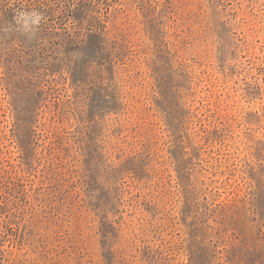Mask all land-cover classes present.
Returning a JSON list of instances; mask_svg holds the SVG:
<instances>
[{
  "label": "rangeland",
  "instance_id": "374dc122",
  "mask_svg": "<svg viewBox=\"0 0 264 264\" xmlns=\"http://www.w3.org/2000/svg\"><path fill=\"white\" fill-rule=\"evenodd\" d=\"M0 264H264V0H0Z\"/></svg>",
  "mask_w": 264,
  "mask_h": 264
},
{
  "label": "clouds",
  "instance_id": "9594fccd",
  "mask_svg": "<svg viewBox=\"0 0 264 264\" xmlns=\"http://www.w3.org/2000/svg\"><path fill=\"white\" fill-rule=\"evenodd\" d=\"M44 19L45 17L43 13L39 11L18 10L16 16L14 17V30L20 32V34L28 40L34 39ZM9 30H12V26H9L8 29H4V31Z\"/></svg>",
  "mask_w": 264,
  "mask_h": 264
}]
</instances>
